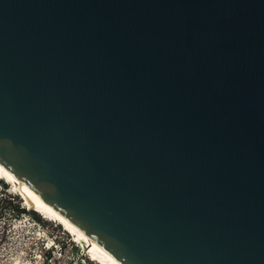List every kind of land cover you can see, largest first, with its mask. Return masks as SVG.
<instances>
[{"label":"water","instance_id":"1","mask_svg":"<svg viewBox=\"0 0 264 264\" xmlns=\"http://www.w3.org/2000/svg\"><path fill=\"white\" fill-rule=\"evenodd\" d=\"M0 167L121 264H264V0H0Z\"/></svg>","mask_w":264,"mask_h":264},{"label":"rangeland","instance_id":"2","mask_svg":"<svg viewBox=\"0 0 264 264\" xmlns=\"http://www.w3.org/2000/svg\"><path fill=\"white\" fill-rule=\"evenodd\" d=\"M85 252L60 224L25 209L0 183V264H97Z\"/></svg>","mask_w":264,"mask_h":264},{"label":"bare ground","instance_id":"3","mask_svg":"<svg viewBox=\"0 0 264 264\" xmlns=\"http://www.w3.org/2000/svg\"><path fill=\"white\" fill-rule=\"evenodd\" d=\"M0 183L3 186H8L11 192H15L23 200L25 209H33L42 217L48 220H54L60 224L69 233V235L72 237V240L81 247H84L86 251L85 253H87L90 259L94 260L97 264H121L113 259L105 247L95 240L90 234L72 223L56 210L32 196L1 167Z\"/></svg>","mask_w":264,"mask_h":264}]
</instances>
